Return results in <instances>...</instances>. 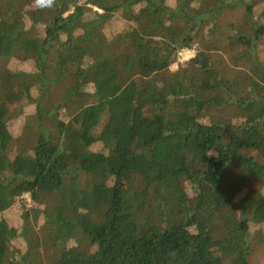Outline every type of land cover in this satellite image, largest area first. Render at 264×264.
I'll return each mask as SVG.
<instances>
[{"label": "trees", "instance_id": "16d2710c", "mask_svg": "<svg viewBox=\"0 0 264 264\" xmlns=\"http://www.w3.org/2000/svg\"><path fill=\"white\" fill-rule=\"evenodd\" d=\"M1 21L0 264H249L264 242V0H0ZM142 23L148 74H130Z\"/></svg>", "mask_w": 264, "mask_h": 264}, {"label": "rangeland", "instance_id": "374dc122", "mask_svg": "<svg viewBox=\"0 0 264 264\" xmlns=\"http://www.w3.org/2000/svg\"><path fill=\"white\" fill-rule=\"evenodd\" d=\"M243 13V8H237L234 10H226L223 11L218 17V21L222 22V23H228V22H237ZM6 22L5 21H1L0 22V32L4 31L6 29ZM146 28H147V23L145 24H140L139 26H137V28L134 31L133 37L135 39V41L137 43H139L137 50H135L133 52V56H131L130 58L127 59V68L130 74H137V73H144V74H148L147 71H143L138 67V61L140 59V57L144 54H146L147 50H149V46L147 45V40L148 37L144 36V33L146 32ZM217 44L219 46L221 45H225V43L221 44L217 41ZM179 63V62H178ZM176 67H181L180 63L179 64H175L173 66H171L170 70V74L174 75V73L172 72V70H175ZM57 74V69L55 68H47V79L52 80L56 77ZM172 82H175L177 80V77L174 75L171 78ZM28 81L30 83H26V84H22L21 86H25L28 89L30 88V84L31 83H36V79H33L31 77H28ZM18 86V85H16ZM99 91L101 93V95L103 96H109L113 91H114V86L110 83L107 82H101L99 84ZM24 111L26 114H32L33 109L30 105L25 104L24 105ZM129 112H130V107L127 105L125 107V109L123 110L122 113V122L124 124L127 123L128 118H129ZM81 117H82V112L79 113L74 121V124H79L81 122ZM102 122L93 130H84L83 131V138L86 142H90L92 141V139L99 133V131L101 130L102 127ZM83 126L81 125L80 129H82ZM0 139L2 142H4V138L2 136V127L0 126ZM99 197L103 198L104 197V193L103 192H99ZM155 209H158V203L157 201H154L153 203ZM58 216L61 220H63L65 218L64 215V211L60 210L58 213ZM248 261L249 264H264V242H260L259 244H257L253 250L249 253L248 255Z\"/></svg>", "mask_w": 264, "mask_h": 264}, {"label": "built area", "instance_id": "2783aa9c", "mask_svg": "<svg viewBox=\"0 0 264 264\" xmlns=\"http://www.w3.org/2000/svg\"><path fill=\"white\" fill-rule=\"evenodd\" d=\"M194 55L193 49H183L178 53L177 62L180 63L182 67L188 64L189 59Z\"/></svg>", "mask_w": 264, "mask_h": 264}, {"label": "clouds", "instance_id": "9594fccd", "mask_svg": "<svg viewBox=\"0 0 264 264\" xmlns=\"http://www.w3.org/2000/svg\"><path fill=\"white\" fill-rule=\"evenodd\" d=\"M56 0H33L34 7L43 9H51L55 6ZM264 195V193H261Z\"/></svg>", "mask_w": 264, "mask_h": 264}]
</instances>
